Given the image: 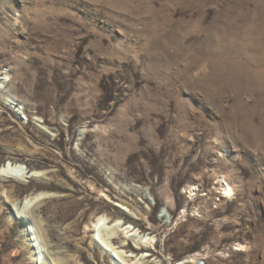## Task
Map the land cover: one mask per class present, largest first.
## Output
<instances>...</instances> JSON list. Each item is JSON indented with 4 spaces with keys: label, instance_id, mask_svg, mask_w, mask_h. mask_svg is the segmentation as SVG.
<instances>
[{
    "label": "rangeland",
    "instance_id": "obj_1",
    "mask_svg": "<svg viewBox=\"0 0 264 264\" xmlns=\"http://www.w3.org/2000/svg\"><path fill=\"white\" fill-rule=\"evenodd\" d=\"M119 263L264 264V0H0V264Z\"/></svg>",
    "mask_w": 264,
    "mask_h": 264
},
{
    "label": "bare ground",
    "instance_id": "obj_2",
    "mask_svg": "<svg viewBox=\"0 0 264 264\" xmlns=\"http://www.w3.org/2000/svg\"><path fill=\"white\" fill-rule=\"evenodd\" d=\"M24 167L21 166V165H18V164H14V163H8L7 165L3 166V168L1 169V172H3L6 176L8 177H12V178H21L23 177V175L25 174V171H24ZM32 172V173H31ZM31 174V176H34L36 177L37 175H40L39 172L37 171H30L28 172V175ZM5 176V177H6ZM225 195H231L232 192H233V189L228 185L226 184L225 185ZM43 196V194H38V195H31V196H28L26 197L22 202H21V206L18 207V212L14 213L15 216L17 214V216H20L23 220H26L28 219V216H26L29 208H30V205L37 202L40 197ZM19 204V203H17ZM15 204V206H19ZM16 209V208H15ZM103 222V219H98L95 223H94V226L97 227L98 224H100L101 226V223ZM28 224V223H27ZM125 226V225H123ZM125 233L127 234V236L129 237H136L138 238L139 237V241H141V244L145 243L148 247H152L153 245V239L149 236H140L136 231H135V228L131 227V226H127L125 228ZM140 244V245H141ZM146 254V253H145ZM147 256V255H146ZM42 262V261H40ZM120 264V263H119Z\"/></svg>",
    "mask_w": 264,
    "mask_h": 264
}]
</instances>
